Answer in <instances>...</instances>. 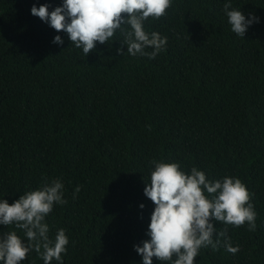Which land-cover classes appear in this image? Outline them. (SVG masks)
<instances>
[{
  "label": "trees",
  "instance_id": "1",
  "mask_svg": "<svg viewBox=\"0 0 264 264\" xmlns=\"http://www.w3.org/2000/svg\"><path fill=\"white\" fill-rule=\"evenodd\" d=\"M227 2L171 0L144 24L168 41L149 59L118 55L119 31L85 56L31 13L63 0H0V200L45 178L63 183L67 203L45 218L50 239L59 229L69 239L63 264H143L135 246L150 239L152 161L195 167L209 181L239 178L254 194L255 231L215 222L239 251L201 248L194 264H264V0H230L229 10L259 18L244 37L231 30ZM10 231L27 243L23 230L0 225V235ZM21 264L44 261L33 250Z\"/></svg>",
  "mask_w": 264,
  "mask_h": 264
},
{
  "label": "clouds",
  "instance_id": "2",
  "mask_svg": "<svg viewBox=\"0 0 264 264\" xmlns=\"http://www.w3.org/2000/svg\"><path fill=\"white\" fill-rule=\"evenodd\" d=\"M170 7L171 0H63L62 6L51 12L48 5H34L31 13L56 32L66 33L71 44L82 49L85 56L96 49L97 42L108 44L119 31L123 40L118 55L155 59L165 50L167 37L155 31L146 32L144 24L149 18L165 16ZM231 8L229 0L224 10L231 30L244 37L259 18L251 14L248 19L242 11ZM53 43L62 45L64 41L57 35ZM146 48L153 51L146 52ZM152 163L154 170L144 189V195L155 205L146 233L150 239L135 246L143 264H153V258L161 264H194L200 249L209 246L213 251L223 247L236 254L239 246H232L227 229L217 232L215 222L235 227L247 223L249 231L256 230L257 213L251 203L254 194L246 185L234 177L209 181L195 167L187 174L178 163ZM63 189L59 179L49 182L45 178L38 190L26 192L11 204L7 199L0 200V225H15L27 238L25 243L16 231L0 235L2 264H21L33 250L44 264H52L53 260L63 264L62 254L67 252L69 239L64 229L50 239L45 222L54 205L67 203ZM74 191L79 193L81 188Z\"/></svg>",
  "mask_w": 264,
  "mask_h": 264
}]
</instances>
